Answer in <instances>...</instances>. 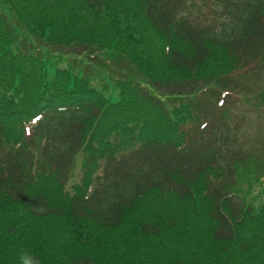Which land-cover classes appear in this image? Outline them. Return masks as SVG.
Listing matches in <instances>:
<instances>
[{
	"label": "trees",
	"instance_id": "16d2710c",
	"mask_svg": "<svg viewBox=\"0 0 264 264\" xmlns=\"http://www.w3.org/2000/svg\"><path fill=\"white\" fill-rule=\"evenodd\" d=\"M144 20L161 37L156 51ZM65 50L109 52L120 73L179 104L150 101L128 76L116 103L68 70L50 77L44 58ZM219 51L238 68L264 59V0H0V264H264L248 211L238 215L224 187L199 185L237 156L222 119L209 117L218 89L239 90L225 79L233 68L203 75ZM109 118L108 132L93 130ZM87 150V166L97 155L110 161L91 197L50 201L32 190L43 169L65 181ZM167 193L185 207L144 219V201L160 199L155 210ZM23 211L30 228L17 219Z\"/></svg>",
	"mask_w": 264,
	"mask_h": 264
},
{
	"label": "rangeland",
	"instance_id": "374dc122",
	"mask_svg": "<svg viewBox=\"0 0 264 264\" xmlns=\"http://www.w3.org/2000/svg\"><path fill=\"white\" fill-rule=\"evenodd\" d=\"M114 1L117 2L118 0ZM139 22L142 26L140 28L143 30L144 35L151 41V48L156 51L159 46L162 45L161 37H153L155 34L146 23L149 21L144 20ZM160 52L164 54L162 51ZM222 52L224 51L222 50ZM222 52L219 51V54L217 52L215 54L222 64H209V67L203 71V75L211 78L213 72L218 71V69L222 68L220 71L222 72L223 70L229 71L233 68L225 79L230 80L231 77L237 79L240 90H238V94H235V97L238 98L233 97L231 99L232 103L228 109H226L225 112L221 110L222 115L217 116L220 117L227 113L226 117L232 127V134L235 140H237V144L235 143L233 147L239 150L240 155H242L245 160L234 166L232 164L229 165L232 176H229L228 180L223 173H221V176H219V173H215L217 180H214L213 183L218 181H220L218 184L224 183L227 185L230 183L233 193L236 194L235 197L232 198L233 203L237 206L246 205L249 208L246 214H249V220L252 219L248 229L252 235L253 246L256 248H264V59L259 57L260 55L254 56L249 62L251 63L257 58L254 61L255 65H258L257 67L246 69L241 67L238 68L239 59L234 65L228 63L229 61L227 62L228 64H224ZM161 53L158 55L161 56ZM62 54L63 56L55 55L53 57L47 55L44 58L47 67H49L50 77H54L59 67L74 69L73 73L89 76L93 87L102 89L104 91L103 94L110 96L113 101L117 100L119 91L115 87L118 80L121 81L123 78L121 74H116L115 71H122L119 67H125V65L118 64V66L114 64L116 62L109 57L111 53H100V59H95L92 62L84 56L70 54L68 50L63 51ZM103 56H106V58L104 59ZM239 64L243 66L247 65L244 60ZM236 67L237 69H235ZM214 78L216 79V77ZM106 79H110V85L107 81H104ZM141 87L146 88V92L148 93L156 94L154 89L146 84H142ZM169 103H175V101L168 100L163 104V108ZM233 128L237 130V133H234ZM118 130L119 129L113 134L111 133L112 131L109 133L114 135ZM101 134H103V132H101L100 135ZM112 137L118 140L121 139L123 135H114ZM69 174L71 175L70 178H68L69 181L63 184L52 171L43 169L40 173H37L32 190L45 194L50 201L55 199L56 196H63L66 200L71 199V197L77 196L78 192L83 191L86 182L84 160L82 157L76 160L75 167ZM159 200L158 198H150L149 203L144 201L142 205V216L144 219H151V217H153L156 218L155 221L164 220L174 216L175 213L180 212V210L185 207L176 200L173 194L167 193L165 196L161 197V205L155 210H151L150 205L154 206ZM200 201H202V196ZM201 203L205 211L206 204L203 202ZM23 212L24 213L18 215L17 219H22L25 226L30 228L28 224L32 226L33 220H29L28 214H26L25 211ZM209 216L210 214L208 215V219L210 220L211 218ZM35 226H33V229ZM26 262L29 263V261ZM258 262L261 264L260 260ZM2 264L5 263L2 262Z\"/></svg>",
	"mask_w": 264,
	"mask_h": 264
}]
</instances>
